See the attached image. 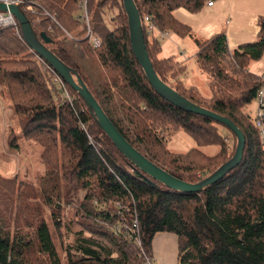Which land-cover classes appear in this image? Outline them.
Segmentation results:
<instances>
[{
  "label": "trees",
  "instance_id": "trees-1",
  "mask_svg": "<svg viewBox=\"0 0 264 264\" xmlns=\"http://www.w3.org/2000/svg\"><path fill=\"white\" fill-rule=\"evenodd\" d=\"M83 1L24 0L20 8L45 48L81 78L118 134L149 162L189 184H197L231 158L236 138L230 130L210 118L175 108L149 85L131 50L121 0H85L89 27L100 41L98 48L90 47L85 24L76 15ZM133 1L155 74L190 103L227 117L241 130L242 160L221 180L197 193L167 189L114 147L84 100L66 83L71 103L58 95L55 99L56 88L42 72L46 62L38 61L12 28L0 29V79L9 94L19 135L41 147L46 171L40 178V193L58 231L63 225L59 205L74 198L80 188L85 190L78 208L80 217L91 223H81L74 242L65 245V264H142L141 249L152 259L151 244L160 233L177 237L178 264H264V144L245 113L262 82L247 68L264 54V16L257 19L256 39L233 52L223 33L205 41L194 38L195 68L211 94L205 99L197 88L186 85L182 62L158 57L161 45L154 34L147 35L144 19L149 17L160 33L192 38L190 27L172 12L181 8L196 13L216 0ZM62 29L73 40L66 39ZM18 56L27 59L17 60ZM222 62L226 65L221 68ZM219 127L231 133L235 148L225 144ZM166 128L187 133L196 149L169 152L162 134ZM8 137L9 147L18 148L17 136L10 132ZM211 145L219 150L209 157L200 148ZM0 184L9 190L0 195V264H62L48 224L19 193L20 184L1 177ZM19 200L27 209L23 218ZM134 221L140 247L134 241L137 237L130 235Z\"/></svg>",
  "mask_w": 264,
  "mask_h": 264
},
{
  "label": "rangeland",
  "instance_id": "rangeland-1",
  "mask_svg": "<svg viewBox=\"0 0 264 264\" xmlns=\"http://www.w3.org/2000/svg\"><path fill=\"white\" fill-rule=\"evenodd\" d=\"M80 5V4H79ZM81 11L77 10L76 15H80ZM185 15L190 16L196 20H192L195 26L203 23L201 20L200 14H189L183 12ZM109 15V14H108ZM108 15L105 14L107 20ZM109 21V20H108ZM204 24V23H203ZM197 28V27H196ZM200 28V29H201ZM197 30V29H195ZM204 30V29H201ZM199 31V30H197ZM16 35V34H15ZM172 32H170L167 38L163 40H158L159 45H161L163 51L159 58L164 57H172L175 60H180L186 66V72L183 76V80L187 86L195 87L199 90L201 95L205 99H209L211 96L209 87L207 88L204 76L201 75L197 70H195L194 58L197 51V47L194 44L193 40L186 39V41L181 42L179 37H176ZM16 37H19L16 35ZM175 37L176 42H181L179 44H172L169 42V39ZM187 38V37H184ZM181 38V39H184ZM199 40V37H194ZM193 39V38H192ZM251 39L250 42L254 41ZM91 47V46H90ZM228 47V45H227ZM230 48L233 45L230 44ZM228 50L229 47H228ZM262 58L257 61H251L247 70L249 72H253L258 76H262L264 74V54L261 56ZM27 59L26 56H18L17 60ZM192 65V66H191ZM216 65V64H215ZM214 65V66H215ZM226 64L224 62L221 63L220 67L222 68ZM193 67V68H192ZM166 70V68L164 67ZM210 67L208 68V70ZM207 70V71H208ZM229 69L227 68V71ZM196 71V72H195ZM46 76V75H45ZM48 78V77H47ZM0 177L2 180L6 181L7 179L16 180L17 185L20 184L21 191L19 193L23 194L31 204L33 209L39 210L42 215L44 221L48 224L49 232L51 237H53V241L56 247V250L59 254L62 264H65V245L67 243L72 244L75 240V234L80 230V224L89 225L87 219L80 217L79 211V203L82 202L85 196V190L79 189L74 195V198L70 197L66 202H62L59 205L60 211V219L63 223L61 229L58 231L55 228V225L51 220V209L45 204L42 194L40 193L41 188V180L40 178L45 173V166L41 162V147L38 144L32 143L26 139H24L21 135H19V129L17 127V122L14 117L13 108H11V102L9 98V94L7 93L1 79H0ZM57 95L60 97L61 101L64 99L61 98V95L53 90V96L56 99ZM255 101L245 108V113L249 115L250 121L253 123L255 118ZM218 131L225 136L224 142L230 148H235V140L232 138L231 133L227 130H223L222 128H218ZM13 132L15 136H17V147L11 148L8 145L9 137L8 134ZM164 139H166V147L169 152L175 154H183L191 149H196V145L192 138L183 131L172 132L169 128H166L162 131ZM201 151L206 156L215 155L219 148L218 146L211 145L210 147L200 148ZM61 185H65V182L61 180ZM4 191L9 192L8 187L5 184H0V195L4 193ZM17 193V189L14 191V195ZM2 203H5V199H1ZM17 205L20 209V214L23 217L27 216V209L24 208L22 204H20V200L17 202ZM3 207L0 203V210ZM12 213H13V209ZM14 216V214H12ZM84 236L90 237L93 235L84 233ZM96 237V236H93Z\"/></svg>",
  "mask_w": 264,
  "mask_h": 264
},
{
  "label": "water",
  "instance_id": "water-1",
  "mask_svg": "<svg viewBox=\"0 0 264 264\" xmlns=\"http://www.w3.org/2000/svg\"><path fill=\"white\" fill-rule=\"evenodd\" d=\"M125 15L127 17L129 43L133 56L138 61L147 78L149 85L154 91L168 103L177 109L184 112L199 115L202 117L210 118L221 126L227 128L236 138L235 152L224 164L218 167L209 176L197 182V184H189L185 181H180L173 176L169 175L154 163L149 162L143 155L132 148L127 141L122 138L120 134L113 127L111 121L106 118L100 105L97 104L94 97L87 91L81 78L73 75V72L64 64L61 63L49 49H46L44 44L39 40L38 36L34 33L29 20L21 11L20 5H8L3 2L0 3V12L9 11L18 21L20 32L24 42L27 46L41 57L47 64L55 70L57 75L61 77L65 83L84 100L86 106L94 114L95 120L102 132L110 139L112 144L118 151L127 159L133 162L137 169H140L144 174L161 183L167 189L177 191L180 193H197L207 186L216 183L225 177L226 173L237 167L242 158L244 151V135L227 117L219 116L210 110H206L195 103H190L180 94L176 93L168 85L164 84L155 74L151 61L148 59L146 46L144 45L143 32L141 29V19L139 17L135 2L133 0H121ZM40 38L47 43L48 39L44 34Z\"/></svg>",
  "mask_w": 264,
  "mask_h": 264
},
{
  "label": "crops",
  "instance_id": "crops-1",
  "mask_svg": "<svg viewBox=\"0 0 264 264\" xmlns=\"http://www.w3.org/2000/svg\"><path fill=\"white\" fill-rule=\"evenodd\" d=\"M183 12L186 11L179 8L172 12V16H174L176 20L178 19L179 21L183 22L184 24L190 27V29L192 30L193 39L190 37L184 39L180 38L181 42L186 41V39L194 40V37H199L200 41H205L213 35L223 33L225 35L226 43L230 49L229 51L233 52L240 45L246 44L250 42L251 39L253 40L254 38H256L258 32V28L256 25L257 19L259 17L264 16V0H216L213 1L212 5L210 6L205 4L200 11L191 14L193 15V14L201 13L200 18L204 23V24L200 23L202 28L198 27L200 25L197 26H195L196 24L194 25L192 20H196V19L185 15ZM200 28L204 30H201ZM166 32L167 34L163 38H161L160 32L158 31L154 32L153 34L158 40H163L164 38H167L170 34V31H166ZM169 42L172 44L181 43V42L177 43L175 37L170 38ZM230 44L236 48H230ZM162 51L163 49L161 47L159 56L161 55ZM175 61L178 63L182 62L180 60L178 61L175 60ZM259 77L261 78V80H264V74H262V76ZM255 114H256V105H255ZM176 246H177V237L174 234H170V233L156 234L151 244V249L153 251L152 263L178 264L177 263L178 250Z\"/></svg>",
  "mask_w": 264,
  "mask_h": 264
},
{
  "label": "built area",
  "instance_id": "built-area-1",
  "mask_svg": "<svg viewBox=\"0 0 264 264\" xmlns=\"http://www.w3.org/2000/svg\"><path fill=\"white\" fill-rule=\"evenodd\" d=\"M2 2L6 6H8V5L17 6V5H21L24 2V0H0V3H2ZM212 3H213L212 1H208L206 4L208 6H210V5H212ZM79 10L81 11L79 17H80V19L83 20V22L85 24V39H87V41L91 47L98 48L100 46V41H99L98 37L95 36L94 33H92V31L89 27V18H87L85 0L82 3H80ZM46 15L49 16L47 12L45 13V16ZM52 20L55 21L54 19H52ZM144 27H145V31L147 32L148 36L153 34L154 32H156L155 27H154L153 23L150 21L149 17L148 18L146 17L144 19ZM3 28H12L14 30L15 34L17 36H19L20 38H22L20 28L18 25V21L15 20L14 16L9 11L0 12V29H3ZM49 31H51L50 28H49ZM62 32H63L64 37L66 39L73 40L74 37L71 33H68L63 29H62ZM166 34H167L166 31L163 33H160L161 38L166 36ZM36 57H37L38 61L40 60L43 63H45L41 57H39L38 55ZM45 64H46V66H43L42 72L45 73L46 76L49 77L51 79V82L55 85V87H56L55 92L57 91L61 95L62 99L71 103L70 96H69L68 92L66 91L64 80L57 75V73L49 65V63L48 64L45 63ZM260 86L261 87L257 90V92L255 93L254 99H253V101H255V103H256V114H255L256 116L253 120V125L258 130V136H259L261 142L264 144V123H263V121H264V80H262ZM136 234H137V223H136V221H134L132 226L130 227V235H131V238H134V235L137 237L134 241L140 247L138 235H136ZM140 256L143 257L142 264H153L152 259L145 255V252L143 249H141V251H140Z\"/></svg>",
  "mask_w": 264,
  "mask_h": 264
},
{
  "label": "bare ground",
  "instance_id": "bare-ground-1",
  "mask_svg": "<svg viewBox=\"0 0 264 264\" xmlns=\"http://www.w3.org/2000/svg\"><path fill=\"white\" fill-rule=\"evenodd\" d=\"M55 86V85H54ZM56 88V87H55ZM71 99V98H70Z\"/></svg>",
  "mask_w": 264,
  "mask_h": 264
}]
</instances>
